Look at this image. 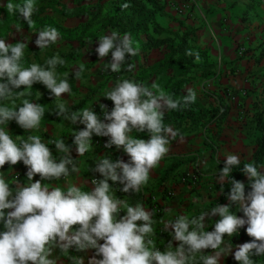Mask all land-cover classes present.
I'll return each mask as SVG.
<instances>
[{
  "label": "clouds",
  "instance_id": "clouds-1",
  "mask_svg": "<svg viewBox=\"0 0 264 264\" xmlns=\"http://www.w3.org/2000/svg\"><path fill=\"white\" fill-rule=\"evenodd\" d=\"M9 15H17L29 26L34 27L32 17L38 11L36 0H24L14 4L8 0ZM127 7V5H125ZM59 32L53 27H45L36 34L35 44L43 50L57 42ZM95 51L99 61L111 54L110 61L104 63L105 71L118 73L126 56L137 55L130 34L121 35L112 31L101 35ZM24 42L9 43L0 39V125L15 121L25 132L38 128L44 115L40 104L22 99L18 107L15 99L25 97L35 84H42L50 93V98L59 100L70 93L67 79H56L57 65L65 63L58 55L46 61V67L32 64L22 68L20 61L24 55ZM188 55L193 53L188 52ZM199 61V54H196ZM83 65L75 72L79 79ZM133 65H128L131 72ZM149 90L143 84L121 79L105 99L113 102L111 111H105L103 119L91 109L66 115V108L58 104L56 116H64L71 125H83L76 129L73 145L78 156H83L90 148L93 136L107 137L105 148L123 152L129 157L112 161L102 158L93 173L99 174L91 180L92 189L81 191L78 186L68 185L65 189L54 186L51 189L45 181L67 179L80 169L74 163L72 147L64 140L53 141L57 155L36 135L17 144L4 128L0 127V169L16 166L23 162L27 168V183H9L0 178V264H59L66 258L70 264H85L89 250L93 255L88 264H220L224 257L231 256L237 264H255L253 257L264 256V174L255 162L245 163L242 173L249 181L250 191L245 184L232 178V186L227 194L228 205L218 204L210 212L189 219L180 214L174 220L163 222L161 230L171 239L164 248L156 246L152 219L153 213L137 202L134 206L127 200L116 198L112 192L118 190L131 195L138 193L146 185L150 172L158 166L169 152V145L178 132L164 125L166 111L179 110L196 101L192 89L181 99L174 100L158 85ZM106 108L105 105H103ZM107 109V108H106ZM147 132L150 139L133 138L132 132ZM181 140L183 137L181 136ZM58 157V159L56 158ZM240 164L237 154L225 157L224 167L219 170L218 179L223 184L232 168ZM39 176V179H34ZM111 182V183H110ZM235 205L243 216L231 214ZM218 216L212 231H206V218ZM246 226V227H245ZM245 228L250 240L236 245L224 244L225 236L231 237L239 229ZM223 245V247H222ZM59 255H55L56 252Z\"/></svg>",
  "mask_w": 264,
  "mask_h": 264
},
{
  "label": "crops",
  "instance_id": "crops-1",
  "mask_svg": "<svg viewBox=\"0 0 264 264\" xmlns=\"http://www.w3.org/2000/svg\"><path fill=\"white\" fill-rule=\"evenodd\" d=\"M100 1L109 2L110 0ZM159 1L160 7H163L162 12L156 19V23L160 27L159 32L169 31L173 32L174 35L181 36L184 33L192 32V51L198 53L199 56H202L201 53L206 54L205 59L207 63L214 65L209 72L215 74L214 76L224 86H227L228 89L234 88L237 90H249L253 88L252 91L256 93H264V0ZM148 32L149 34L145 35V40H151L155 33H157L153 30L152 26L149 27ZM147 36L150 39H147ZM240 47H245L248 50L241 58L238 57V49ZM78 60H80V57ZM199 61L204 62V58L202 57ZM72 63L64 72H57L55 74L58 81L67 79L71 90L70 93L64 94L59 100L54 99L52 112L56 111L58 104H63L66 109H69L77 106L89 97L90 102L88 101L80 111L89 108L98 115L99 109L97 106L100 102L97 103V98H93V93L95 94L98 89H101V85L99 87L98 84L104 80V76L95 71L87 72L85 75L81 74L79 79L71 78L70 76L74 75L80 67L78 61H73ZM70 66H74L75 70H71ZM249 66L251 69H255L257 73L256 77L260 79L256 85L257 89H254V83H251L250 75H247ZM198 77L202 78V74L195 72L193 79H191L192 86ZM215 77L210 80L215 79ZM80 79L86 81L87 88L82 89L79 87L81 86L78 83ZM74 80L75 82H73ZM209 86L212 87L213 85ZM111 88L108 87L106 92L110 91ZM187 90L182 91L184 95L187 94ZM167 91L169 90L167 89ZM44 92L41 89V93L44 94ZM153 92L156 91L153 90ZM166 93L169 95V92ZM248 94L253 96V92ZM202 104L206 106V104ZM260 105L262 107V104ZM249 108L251 107L248 104L247 110ZM250 112L251 120H253L255 109L250 110ZM236 114L234 110L230 109L227 116L218 123L212 122L205 125L185 123L180 128L171 126L173 131L178 132L179 135H177L175 140L171 141L169 152L160 161L158 166L150 172L147 184L142 186L138 192L143 195V202L141 204L153 213L152 219L155 221L153 224L155 236L152 238L156 241L158 248L163 249L165 243L171 239L167 232L161 230L164 226L163 222L174 220L179 214L186 213L183 206L178 207L175 202L189 198L190 194L187 192L186 187L181 184L193 183L189 179L191 178L189 174L193 172L195 164L200 165L201 171L203 170V177L206 178L205 185H214L216 187V184H221L218 179L219 170L224 167L227 155L237 154L240 157V162L252 159L255 145L249 147L250 143L244 131L246 127L242 121L237 120ZM200 126H203V129H200ZM0 127L4 128L17 144L21 142V139H18V137L27 140L31 135L38 136L52 150L54 156L57 153L52 143L53 141L64 140L67 145L72 147L74 163H76L80 171L71 173L67 179L62 178L59 181L54 180L51 182L45 181L50 189L54 186H59L66 190L68 185H75L81 191L88 192L93 187L91 184L92 178L94 176L100 178L99 174L92 171L100 159L108 158L112 161L123 159L125 162L129 160V157L123 150L117 151L114 146L112 149L104 147L108 140L107 137H100V142L96 144L91 141L89 150L83 156H78L73 145L72 135L74 134L75 127L79 129L83 125L78 124L73 126L67 120L61 122H44L40 120L38 128L28 132L20 128L15 121L10 122L9 125H0ZM206 127L219 128L218 136L216 138L208 136ZM142 133L134 131L130 135L133 138L145 139L142 137ZM181 136L183 140H181ZM148 139L150 137L145 140ZM56 158L58 159V157ZM208 168H210L209 171ZM261 172L264 174V169H261ZM26 174L27 168L23 162H19L16 166L6 164L3 169H0V178L5 179L10 187H13L16 181H19L22 185L27 183ZM185 178L186 181H183ZM34 179L38 180L39 176ZM167 191L173 192L174 194L172 195L176 197V200L172 199L173 197L167 196ZM112 192L116 198L125 199L132 206L137 203L132 202L126 196L121 197L118 184L113 186ZM148 197H152V201L148 200ZM151 204L154 205V209H152ZM155 207H161L164 213L161 217L155 211ZM237 216L242 217L243 212L240 211ZM0 230H3L2 224H0ZM249 240L250 237L247 235L245 228H241L233 236H225L224 244H231L233 251H235L236 245L243 244ZM55 255L58 256L59 252L57 251ZM82 255L86 256L85 264H88V258L93 255V251L89 250L87 254ZM231 259V256H226L221 259L220 264H230ZM59 264H70V261L61 257Z\"/></svg>",
  "mask_w": 264,
  "mask_h": 264
},
{
  "label": "rangeland",
  "instance_id": "rangeland-1",
  "mask_svg": "<svg viewBox=\"0 0 264 264\" xmlns=\"http://www.w3.org/2000/svg\"><path fill=\"white\" fill-rule=\"evenodd\" d=\"M13 1L15 2L16 0H11V2ZM22 2H24V0H21L20 3ZM116 2L117 0H110L109 2H102L100 0H36L38 11H36L32 17L35 22L34 27L29 28L27 23L22 19L20 21H13L11 24L7 21L0 26V39L9 43H25L26 47L24 48V55L20 64L26 65V68L31 67L32 64L46 67V61L58 55L65 63L63 65H57L56 73L64 72L70 64H73V61H78L79 66H84L81 74L85 75L87 72L96 71L103 75L104 80L98 84L99 87L101 85V89H98L95 94L93 93V98H97V103L100 102L97 106L99 109V118L103 119L104 112L107 110L111 111L114 107L112 101L103 98L106 89L112 87L121 79H128L143 84L151 91H157V89L152 87L153 84H156L160 89L168 92L167 84H170L169 79L173 75V70L168 68L164 70L160 69L162 65L167 63L169 51L166 46L161 47L159 43L164 41H167L168 44L179 43V40H175L174 33L169 31L155 33L152 40H148L151 41L149 44L150 46L145 45V41H147L145 40V35L136 39L131 37L133 47L137 49V55L126 56L120 72L114 73L110 70L105 71L104 63L110 61L111 54H109L104 61H99L95 49L98 47L97 41L101 35H108L112 31H115L108 28L109 19L106 17L110 10L113 9ZM6 3V0H0V10L5 8L3 5H6ZM7 17L11 19L12 15L7 13ZM45 27L57 29L60 35L56 43L50 45L48 48L40 50L35 44L37 38L36 34ZM147 39H150L149 36H147ZM247 51V48L240 47L238 49V57L241 58ZM79 57L80 60H78ZM129 60H131L130 63ZM128 65H133L131 72L127 70ZM70 67L72 68L71 70H75L74 66ZM193 74L195 73H191L189 76H186L185 79H193ZM247 75H250L251 83L253 82L254 89H257L256 85L260 79L256 77L257 73L255 69H251L249 66ZM214 77L206 79L198 77L194 81L193 86L191 82L190 85H185L182 90H194L196 93V101L206 104L207 107L219 106L218 100L220 98L225 105H228L231 110L237 113V120L242 121L246 127L244 131L250 143L249 147L254 146L257 133L255 132L253 120H251L250 110L252 111L255 109V105L258 103L262 104L261 108L264 109V93H256L252 91L253 88L249 90L228 89V87L224 86L216 77L210 80ZM73 82H75V80ZM78 83L81 85L79 86L80 88H87L85 80L80 79ZM211 84L213 85L212 87L209 86ZM41 86L45 87L43 85ZM251 92H253V96L248 94ZM248 104L251 108L247 110ZM103 105H105L107 109L104 108ZM218 122L219 120L214 121V123ZM200 127V129H203V126ZM218 129L219 128L216 127H206L208 136L216 138L218 136L217 133H219ZM100 140L101 138L96 136V140L92 141L96 144L99 143ZM209 170L210 168H208V171ZM189 177L188 178L191 179L193 183L181 184L186 187L187 192L190 194L189 198L180 202L176 201L175 203L178 207L183 206L185 209L186 213L181 214L192 219L201 213L210 212L219 194L216 192V188L213 184H211L213 186L205 185L206 178L203 177V170L201 171L200 165H194L193 172L189 174ZM172 194L174 193H170V191L166 193L169 197H173L174 195ZM172 199L176 200V197ZM146 208L147 207H145V209ZM158 210H160V212H157V214L161 217L164 213L161 207H158ZM218 218V216L206 218L205 230L212 231L215 221L218 220Z\"/></svg>",
  "mask_w": 264,
  "mask_h": 264
},
{
  "label": "trees",
  "instance_id": "trees-1",
  "mask_svg": "<svg viewBox=\"0 0 264 264\" xmlns=\"http://www.w3.org/2000/svg\"><path fill=\"white\" fill-rule=\"evenodd\" d=\"M8 2V0H6ZM21 0L13 1L14 4H23L20 3ZM127 5V7H125ZM163 7H160L159 0H118L117 5L113 7L112 10L108 13L107 17L109 19L108 23L111 30L119 32L121 35L128 33L132 38H138L149 34V27L152 26L155 32L160 31V27L156 23L157 16L162 12ZM7 10L4 8L0 10V26L3 23L8 21L11 24L13 21H20L22 18L13 14L11 19L7 17ZM23 20V19H22ZM191 36L192 32L184 33L181 35H174L175 40H179L178 44L167 43V41L160 42V46H166L169 51V59L167 63L160 67L161 70L166 68L173 70V75L170 77V84H167L169 95L172 96L174 100L183 98V87L190 84L191 79H185L186 76H189L191 73L200 72L202 78L206 79L214 76L215 74L210 73L214 65H209L205 59L206 54L201 53L202 56H199V59L204 58V62L197 61L196 54L192 51L191 46ZM152 40V39H151ZM150 42L145 41V45H149ZM158 47V46H156ZM191 52L192 55L187 53ZM131 60H129V63ZM22 68H26V65L20 64ZM210 73V74H209ZM71 78H75V75H71ZM43 89L44 94L41 93ZM22 99H28L30 102L40 104L44 108V115L41 120L44 122H61L65 121L64 116H56L53 111V101L54 98H50V93L46 87H42L40 84H35L31 89L28 90V93L25 97L15 99V104L9 103V107H18L22 103ZM90 100L89 97L82 101L77 106H73L69 109H66V115L70 116L74 112H79L83 106ZM219 106H210L206 107L202 103L195 101L186 107H181L179 110L168 111L165 116L163 123L167 127L176 126L180 128L185 123H192L198 125H205L212 123L216 120H223L227 113L230 111V107L225 105L222 100L219 98ZM5 103L0 101V104ZM260 103L255 105V113L253 115V122L255 126L256 141H255V152L250 161H241L239 165H236L232 168L231 173L227 177L226 181L223 184L216 185V192H218L219 197L215 204L212 206V209L217 207L218 204L226 205L229 203L227 194L230 192L231 184L228 182L232 178L241 181L245 184L246 192L250 191L248 187L249 181L247 177L242 173L245 163L255 162L257 168L264 167V109L260 107ZM101 116V115H100ZM142 137L147 139L149 138L147 132L142 133ZM120 185H118V188ZM120 196L129 198L132 202H143L142 193H132L131 195L120 192ZM148 200L152 201V197ZM153 203V202H152ZM152 209H154V205ZM231 214L238 215L240 211L238 208L233 205L229 209ZM219 219V218H218ZM255 264H264V256H255L253 257ZM230 264H237V262L232 258Z\"/></svg>",
  "mask_w": 264,
  "mask_h": 264
},
{
  "label": "built area",
  "instance_id": "built-area-1",
  "mask_svg": "<svg viewBox=\"0 0 264 264\" xmlns=\"http://www.w3.org/2000/svg\"><path fill=\"white\" fill-rule=\"evenodd\" d=\"M92 140H96V136H93V139ZM183 181H186V178L183 179ZM155 211L156 212H160V210H158V207H155Z\"/></svg>",
  "mask_w": 264,
  "mask_h": 264
}]
</instances>
